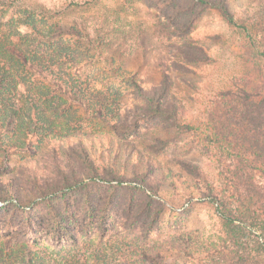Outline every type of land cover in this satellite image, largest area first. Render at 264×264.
Wrapping results in <instances>:
<instances>
[{
  "label": "trees",
  "instance_id": "1",
  "mask_svg": "<svg viewBox=\"0 0 264 264\" xmlns=\"http://www.w3.org/2000/svg\"><path fill=\"white\" fill-rule=\"evenodd\" d=\"M139 2L168 22L176 38L188 37L210 10L218 11L246 35V70L238 92L219 94L204 122L195 121L175 99L171 74L192 73L197 63L210 62L205 46L187 41V47L177 46L182 60L166 61L161 80L148 84L130 71L116 70L119 65L115 52L103 60L112 78L126 80L134 98L145 103L149 119L179 134L198 133L220 161H227L226 186L218 192L210 187L209 194L201 193L215 207L220 235L196 244L186 235L168 236L162 243L150 242L160 229L166 207L161 197L163 183L168 177L176 178L171 168L162 176L157 174L162 166L156 157L164 152L165 139L158 137L156 140L163 143L149 142L145 150H140L130 140L137 121L128 126V119L122 120L115 103L87 99L96 98L97 90L74 92L68 84L70 73L65 86L63 78H55L52 66L62 62L79 73L66 51L73 42L79 44L75 36L82 37L76 35V27L54 24V30L46 26L49 29L45 32L20 34L0 19V153L6 159L11 152L33 154L32 140L42 144L38 147L40 155L30 158L19 176L0 178V226L19 225L54 242L53 258L46 250L48 246L40 253L36 249L33 252L32 245L25 242L22 245L5 240L0 246V264H164L174 250L193 264H264V29L254 30L260 28V20H254L253 28L238 26L231 0ZM260 3L264 13V0ZM121 20L105 18L100 27L94 28V40L91 34L84 36L88 43H97L98 48L94 47L99 56H104V37L121 36ZM84 29L89 30L88 25ZM126 38H122L125 43ZM145 45L138 36L131 46L136 51ZM49 75L54 91L39 81L40 77L48 81ZM54 98H61L63 104ZM73 98H79L75 103L89 118L110 131L83 127L84 118L72 114ZM117 141L124 142L118 150ZM176 164L187 175L208 183V175L200 165L183 158H177ZM118 232H133L138 240L128 242ZM133 247L140 252L138 262L109 263L110 251ZM38 254L41 261L36 260Z\"/></svg>",
  "mask_w": 264,
  "mask_h": 264
},
{
  "label": "rangeland",
  "instance_id": "2",
  "mask_svg": "<svg viewBox=\"0 0 264 264\" xmlns=\"http://www.w3.org/2000/svg\"><path fill=\"white\" fill-rule=\"evenodd\" d=\"M10 1L6 3V0H0V19L7 24V28L13 27V32L31 34L35 30H48L50 27L53 28L54 24H59L76 27V35H82L80 38L75 36L79 44L73 42L71 48L66 50L69 57L74 59L79 68V73L69 69L65 65L66 63L62 62L52 66L55 78H63L65 81H61L63 84L67 80V72L70 73L69 79L71 81L68 84L73 87L74 92L82 90L85 93V90H97L96 98L87 99L105 101L108 105L115 103V108L117 107L122 120L128 119V126L137 121L135 135L130 140L140 150H145V146L149 142L155 145L163 143V141L156 140L158 137L165 139L164 152L156 157L157 162L162 167L156 171L158 175L162 176L166 173L167 168H171L176 178L174 180L168 177L164 181L165 184L163 183L161 197L166 207L161 217L160 229L155 236L153 235L154 238L150 242L162 243L168 236L184 235L185 237L186 235L185 238L191 239L190 241L196 244L218 237L221 232V223L215 207L201 193L209 194L210 187L218 192L226 186L224 172L227 168L225 167V164H228L227 161L226 163L220 161L216 152L203 142L198 133L179 134L178 131L165 129L163 124L158 125L154 120L149 119L146 116L148 110L144 105L145 103L134 98L133 90L126 80L112 78L106 62L103 60L105 56L111 57L112 53L115 52L113 56L119 65L116 70L121 68L122 71H130L148 84L152 81L159 82L161 80L162 70L167 68L166 61L181 59H179L176 50L177 46L187 47L186 41L205 46L210 52V62L206 64L197 63L195 65L196 71L192 73L173 72L171 74L173 84L171 90L175 99L180 101L185 112L195 121L204 122L208 110L216 101L215 98L223 92H238V84L245 76L244 56L247 53L244 30L230 25L218 11L210 10L202 16L188 37L176 38L172 26L153 10L143 6L139 0H97L90 5H86L87 0ZM260 1L231 0L232 11L238 26L253 28L254 20L258 18L260 28H254L255 32L264 29V13L261 10ZM117 17L122 19L121 24H119L122 31L119 32L121 36L115 34L111 39L110 35L104 37L101 40V46L106 52L103 50L104 56H99L95 52L97 43H88L84 36L91 34V40H94L96 38L93 37L94 28L100 27L105 18L115 20ZM30 21L34 25H31ZM85 25H88L89 30L84 29ZM124 30L133 34H128ZM123 36L127 37L126 43L122 39ZM138 36L145 40L146 45L134 51L131 45L134 44ZM51 53L54 55V48ZM46 76H48L47 73ZM40 78L39 81L43 87H49V91L51 89L54 91L56 87L54 81H50L51 76L48 77V81L44 80L43 77ZM63 86L65 85L63 84ZM79 96L83 95L79 94ZM76 100L79 98H73L71 103L73 105L72 114L84 118L83 127L90 126L102 132L110 131L106 125L89 118L84 109L75 103ZM54 101L63 104L61 98H54ZM32 142L31 144L35 146L33 154L30 152H11L6 159L5 155L0 153V161L2 162L0 178L19 176V173L24 170V165L30 161L29 159L40 155L38 147L42 144H38L36 139ZM117 142L116 150L121 147V144L124 145L123 141ZM177 158L187 159L200 165L208 175V183L206 180H197L182 171L176 164ZM18 226L11 228L0 226V246L5 240H11L14 244L20 243L22 245L25 242V245H32L33 252L36 249L40 253H42V249H46L48 246L46 250L54 258V242L51 239L35 236L25 227L18 228ZM19 229L21 230L18 231ZM16 232L19 234L14 237L11 235L7 237ZM119 237L127 238L128 242L138 240L133 232L120 234ZM114 240H111L110 244H113ZM136 244L138 247L141 243ZM132 245L134 244L132 243ZM185 247L183 246V248ZM133 248L134 250L122 248L119 250L121 252L117 251L116 253L110 251L109 263L123 260L138 262L141 259L140 252L136 247ZM145 249L147 250L149 247H145ZM40 255L38 254L36 260H42ZM164 264H193V262L184 257L179 250H174L168 253Z\"/></svg>",
  "mask_w": 264,
  "mask_h": 264
},
{
  "label": "built area",
  "instance_id": "3",
  "mask_svg": "<svg viewBox=\"0 0 264 264\" xmlns=\"http://www.w3.org/2000/svg\"><path fill=\"white\" fill-rule=\"evenodd\" d=\"M0 206H1V204H0Z\"/></svg>",
  "mask_w": 264,
  "mask_h": 264
}]
</instances>
